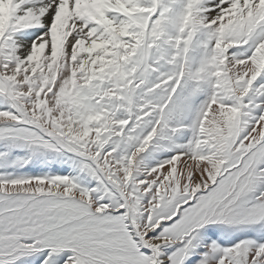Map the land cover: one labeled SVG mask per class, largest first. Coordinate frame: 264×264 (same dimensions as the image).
<instances>
[{"label":"snow or ice","instance_id":"1","mask_svg":"<svg viewBox=\"0 0 264 264\" xmlns=\"http://www.w3.org/2000/svg\"><path fill=\"white\" fill-rule=\"evenodd\" d=\"M0 264H264V0H0Z\"/></svg>","mask_w":264,"mask_h":264}]
</instances>
